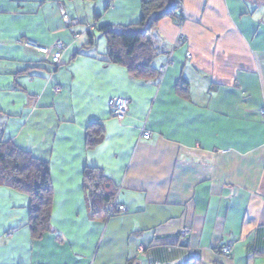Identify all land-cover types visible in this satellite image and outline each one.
Segmentation results:
<instances>
[{
  "label": "crops",
  "instance_id": "obj_1",
  "mask_svg": "<svg viewBox=\"0 0 264 264\" xmlns=\"http://www.w3.org/2000/svg\"><path fill=\"white\" fill-rule=\"evenodd\" d=\"M182 4L181 27L153 29L159 77L143 81L107 62L102 32L138 24L141 0H0V141L48 163L54 190L52 231L34 240L30 197L0 184V264H264V2ZM115 97L130 101L121 122ZM87 168L125 214L106 219Z\"/></svg>",
  "mask_w": 264,
  "mask_h": 264
},
{
  "label": "trees",
  "instance_id": "obj_2",
  "mask_svg": "<svg viewBox=\"0 0 264 264\" xmlns=\"http://www.w3.org/2000/svg\"><path fill=\"white\" fill-rule=\"evenodd\" d=\"M141 1L142 16L138 24L123 28L106 26L102 29L108 39L107 62L125 67L137 80L157 81L159 74L154 61L159 53L153 41V29L166 18L178 23L183 16V4L182 0ZM93 44L91 35V43L88 46ZM183 83L186 82L183 80ZM87 136V147L95 149L104 140V130L98 125H92ZM97 171L96 168H87L84 181L90 189L91 198L94 201L100 200L106 211L108 205L114 201L115 194L107 189L100 192L101 178H96ZM2 183L30 197L29 227L32 238L41 240L50 233L54 190L49 164L37 160L13 143L0 141V184ZM97 192H100L98 197ZM185 264L203 263L199 259L190 258Z\"/></svg>",
  "mask_w": 264,
  "mask_h": 264
},
{
  "label": "built area",
  "instance_id": "obj_3",
  "mask_svg": "<svg viewBox=\"0 0 264 264\" xmlns=\"http://www.w3.org/2000/svg\"><path fill=\"white\" fill-rule=\"evenodd\" d=\"M182 15H183L182 19H180V21L177 23L180 27L185 22L184 10H183ZM22 44L25 47H27L28 49L35 51L37 53H41V54H50V51H51L49 47L41 45V44H39L33 40L22 41ZM64 47H65V45L62 41L58 40L55 42L54 47H53L54 52L52 53L53 64L58 65L61 62ZM167 68H168V65L162 66L159 70L160 73L165 74ZM57 90H60V88H57ZM109 107H110L115 119H117L118 121L121 122L127 117L128 113H129L130 101L124 97H115L109 101ZM261 114L264 116V109L262 110ZM142 138L145 140H151L152 139V133L145 128V129H143V132H142ZM126 212H127V208L124 205L118 204L117 196H115L114 201L111 202L106 209L105 217L107 220H109L115 216L125 214ZM190 232L191 231L189 229H183L181 231V236L183 238H187L188 235L190 234ZM232 250H233V245L230 243L225 244L221 248L222 254L226 255V256L231 255Z\"/></svg>",
  "mask_w": 264,
  "mask_h": 264
},
{
  "label": "water",
  "instance_id": "obj_4",
  "mask_svg": "<svg viewBox=\"0 0 264 264\" xmlns=\"http://www.w3.org/2000/svg\"><path fill=\"white\" fill-rule=\"evenodd\" d=\"M260 1L264 2V0H260Z\"/></svg>",
  "mask_w": 264,
  "mask_h": 264
}]
</instances>
